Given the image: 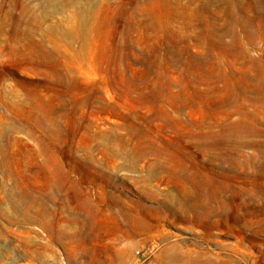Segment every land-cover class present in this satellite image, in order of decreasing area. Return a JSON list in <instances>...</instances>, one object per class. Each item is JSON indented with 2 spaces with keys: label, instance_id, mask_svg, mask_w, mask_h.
Returning a JSON list of instances; mask_svg holds the SVG:
<instances>
[{
  "label": "rangeland",
  "instance_id": "374dc122",
  "mask_svg": "<svg viewBox=\"0 0 264 264\" xmlns=\"http://www.w3.org/2000/svg\"><path fill=\"white\" fill-rule=\"evenodd\" d=\"M11 191L0 264H264V0H0Z\"/></svg>",
  "mask_w": 264,
  "mask_h": 264
},
{
  "label": "crops",
  "instance_id": "0c3cea01",
  "mask_svg": "<svg viewBox=\"0 0 264 264\" xmlns=\"http://www.w3.org/2000/svg\"><path fill=\"white\" fill-rule=\"evenodd\" d=\"M35 196V195H34ZM41 194L36 195L38 202L37 212L27 213L24 208L25 197L18 192H1L0 194V230L20 228L26 222H38L41 216ZM31 198V196H27ZM35 198V197H34ZM24 248V246H23Z\"/></svg>",
  "mask_w": 264,
  "mask_h": 264
},
{
  "label": "built area",
  "instance_id": "2783aa9c",
  "mask_svg": "<svg viewBox=\"0 0 264 264\" xmlns=\"http://www.w3.org/2000/svg\"><path fill=\"white\" fill-rule=\"evenodd\" d=\"M152 249V248H151ZM150 249V250H151ZM137 255L140 257V259H143L145 257V253H142V252H137ZM59 264H65L63 262H59Z\"/></svg>",
  "mask_w": 264,
  "mask_h": 264
}]
</instances>
